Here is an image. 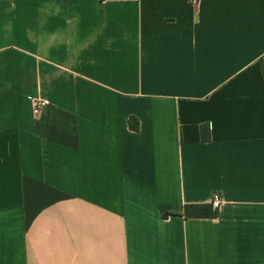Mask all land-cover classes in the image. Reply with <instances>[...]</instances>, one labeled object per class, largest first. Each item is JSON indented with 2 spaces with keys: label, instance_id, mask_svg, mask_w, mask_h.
<instances>
[{
  "label": "crops",
  "instance_id": "1",
  "mask_svg": "<svg viewBox=\"0 0 264 264\" xmlns=\"http://www.w3.org/2000/svg\"><path fill=\"white\" fill-rule=\"evenodd\" d=\"M0 264H264V0H0Z\"/></svg>",
  "mask_w": 264,
  "mask_h": 264
},
{
  "label": "trees",
  "instance_id": "2",
  "mask_svg": "<svg viewBox=\"0 0 264 264\" xmlns=\"http://www.w3.org/2000/svg\"><path fill=\"white\" fill-rule=\"evenodd\" d=\"M131 126L135 130H138L139 124L136 119L131 120ZM209 128L207 125H202L201 130L202 133H205V129ZM204 138H205V134ZM209 138V134L208 137ZM168 212L165 213L167 215ZM183 214L185 216H199V217H206V216H215L216 215V210L213 209V206L211 203H200V204H189L185 205Z\"/></svg>",
  "mask_w": 264,
  "mask_h": 264
},
{
  "label": "built area",
  "instance_id": "3",
  "mask_svg": "<svg viewBox=\"0 0 264 264\" xmlns=\"http://www.w3.org/2000/svg\"><path fill=\"white\" fill-rule=\"evenodd\" d=\"M49 103L50 100L46 98L35 99L34 101L35 111L39 113L44 108V106H46ZM221 203H222V197L216 193L211 200V204L213 208H218L221 205Z\"/></svg>",
  "mask_w": 264,
  "mask_h": 264
}]
</instances>
